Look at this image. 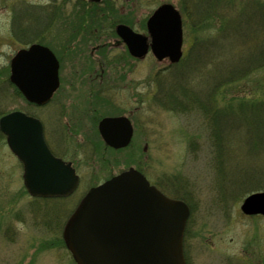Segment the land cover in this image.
Listing matches in <instances>:
<instances>
[{"label":"rangeland","instance_id":"1","mask_svg":"<svg viewBox=\"0 0 264 264\" xmlns=\"http://www.w3.org/2000/svg\"><path fill=\"white\" fill-rule=\"evenodd\" d=\"M232 1L236 9L219 10L229 30L241 15L253 14L251 4L264 5ZM166 3L182 16L181 61L128 56L111 32L114 24L129 21L147 36L148 19ZM185 3L190 7L189 0H106L87 14L81 0H0V117L22 111L40 119L52 152L81 178L73 197L35 201L25 189L22 164L0 134V264H75L63 240L69 217L89 189L129 169L190 206L187 264H264V217L241 211L247 196L264 191V131L253 136L264 127L261 17L254 18L253 37L240 32L232 44L222 36L219 48L200 60L221 18H212L214 28L207 30L198 24L210 12L207 5L186 14ZM35 43L61 61L62 85L43 108L23 101L9 82L12 58ZM108 116L133 123L126 149H110L101 140L98 124Z\"/></svg>","mask_w":264,"mask_h":264},{"label":"water","instance_id":"2","mask_svg":"<svg viewBox=\"0 0 264 264\" xmlns=\"http://www.w3.org/2000/svg\"><path fill=\"white\" fill-rule=\"evenodd\" d=\"M147 27L155 57L178 63L183 47L179 12L165 4ZM117 33L133 56L148 53L147 37L124 25ZM58 70L55 56L35 45L12 60L11 82L29 102L44 105L59 87ZM0 129L24 164V183L32 196L67 197L77 189L75 170L50 152L38 119L11 113L0 120ZM99 131L115 149L127 147L133 137L132 125L124 117L104 119ZM241 209L246 215L264 216V193L249 196ZM189 215L184 202L167 198L131 169L86 194L67 221L63 238L77 264H186L183 237Z\"/></svg>","mask_w":264,"mask_h":264},{"label":"trees","instance_id":"3","mask_svg":"<svg viewBox=\"0 0 264 264\" xmlns=\"http://www.w3.org/2000/svg\"><path fill=\"white\" fill-rule=\"evenodd\" d=\"M185 1L187 2V0H185ZM189 1H190V7L191 8L188 5L189 3L188 4L185 3V7H183V9H185L184 11L186 12V14H188L187 10L195 11L196 5L199 6V7H201L203 5H205V6L207 5L206 7L209 8V11L213 15H209L210 12H207L206 15L204 16V20H201L198 24H202L203 26L202 25L201 26L203 28H206L207 30L213 29L214 28V24H215V32L216 33L211 36L212 42L210 43V41H209V45H206V46L202 47L203 50L205 51V53L200 54V56L197 55L200 60L204 59L207 54L210 55L209 52H211L214 48H219V47H217V43L219 44L220 41L222 42V40H221L222 36H224L223 37L224 40H225L224 42L228 41V42H231L232 44L234 43V41L237 40V38L238 39L240 38V32H242L241 34H245V36H248L249 34H251L252 37H253L255 35V32H256V30L254 29V26H255L254 24H256L255 21H254V18L257 17V19H258V17L260 16L261 17V24L258 27H261V28L264 27V5H262L261 3H255V4H251L250 5L249 4V0H246L247 3L250 5L248 9H251L252 7H254V9L256 7V9L252 12L253 14L249 15V14L246 13V14L241 15L240 16V22L237 23L238 20H236L235 21L236 23L234 22L235 24L232 23L230 25L232 27V29L229 30L230 27L228 29V26L225 27L224 26L225 23L223 24V22L221 21V20H224L225 17L224 18L220 17L219 10L220 9L229 10V7L231 8L233 5H234L233 9H236V4H235L236 2L235 1H232V0H189ZM196 1H198L197 4H196ZM242 1H244V0H240V3ZM88 6H98V5H88ZM91 8L92 7L86 8L87 10H85V13L88 14V13H90V11H93V10H90ZM251 10H253V9H251ZM206 11H208V10L206 9ZM194 15H195V12H193L189 16H194ZM247 17H249V18H247ZM212 18H214V19L215 18H218V19L221 18V19L219 21L217 20L216 23L214 22V24H213V22H211ZM224 21H226V20H224ZM95 23L96 22L94 21V24ZM205 26L211 27V28L208 29ZM84 28L85 27H83V24H81V26L77 29V30H79L77 35H80V36L84 35V33L86 32L84 30ZM241 29H244V30L240 31ZM90 32H92V30ZM94 32H95V30H93V33ZM236 32H238V33H236ZM230 77H231V80H235V79L239 78V77H236V76H230ZM230 77H229L228 80H230ZM241 77H244V76H241ZM228 80L226 81V83L230 82ZM172 95H174V94H172ZM246 104L247 103H244L242 101L240 102L241 106L246 105ZM255 109H256V115H257V113L260 114V112H262L261 109L258 108V107H256ZM259 122L260 121L256 122L254 124V126H256ZM261 127H263L262 123H261V125L258 128L256 127L255 131H253V136L257 133L258 138L260 137L259 133L260 132L262 133V131H264V127H263L262 130L260 129Z\"/></svg>","mask_w":264,"mask_h":264},{"label":"flooded vegetation","instance_id":"4","mask_svg":"<svg viewBox=\"0 0 264 264\" xmlns=\"http://www.w3.org/2000/svg\"><path fill=\"white\" fill-rule=\"evenodd\" d=\"M105 2H106V0H103V2H102L101 4H104ZM112 5L114 6V8L116 7L114 3H112ZM117 26H118V25L112 27L111 32H116V30H117ZM61 85H62V81H61Z\"/></svg>","mask_w":264,"mask_h":264}]
</instances>
